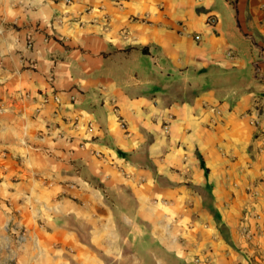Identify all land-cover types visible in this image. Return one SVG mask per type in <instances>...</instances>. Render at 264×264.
<instances>
[{
	"label": "crops",
	"instance_id": "1",
	"mask_svg": "<svg viewBox=\"0 0 264 264\" xmlns=\"http://www.w3.org/2000/svg\"><path fill=\"white\" fill-rule=\"evenodd\" d=\"M0 212L14 264H264V0H0Z\"/></svg>",
	"mask_w": 264,
	"mask_h": 264
},
{
	"label": "rangeland",
	"instance_id": "2",
	"mask_svg": "<svg viewBox=\"0 0 264 264\" xmlns=\"http://www.w3.org/2000/svg\"><path fill=\"white\" fill-rule=\"evenodd\" d=\"M175 86L174 90L177 94H184L186 91L183 82ZM167 89L168 87H166V90ZM10 224L9 218L5 217L0 212V264H14L17 253L21 252V249L18 248V243L23 242V234L12 233L9 229Z\"/></svg>",
	"mask_w": 264,
	"mask_h": 264
},
{
	"label": "built area",
	"instance_id": "3",
	"mask_svg": "<svg viewBox=\"0 0 264 264\" xmlns=\"http://www.w3.org/2000/svg\"><path fill=\"white\" fill-rule=\"evenodd\" d=\"M216 20L215 18L212 16V15H209L206 19V23L210 24V25H213L215 24ZM193 39L196 40V41H199L201 38H200V34H193ZM56 99V98H55ZM255 125L258 124L257 120L254 119L253 120ZM256 218H260L259 214L255 215ZM243 233L245 235H248L249 234V230H247L246 228H243Z\"/></svg>",
	"mask_w": 264,
	"mask_h": 264
}]
</instances>
